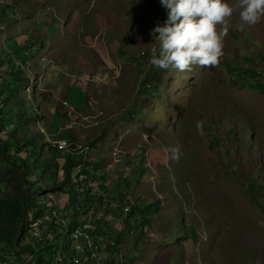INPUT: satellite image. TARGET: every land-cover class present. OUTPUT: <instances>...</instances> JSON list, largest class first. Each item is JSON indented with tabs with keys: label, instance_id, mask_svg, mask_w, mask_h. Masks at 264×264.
<instances>
[{
	"label": "rangeland",
	"instance_id": "rangeland-1",
	"mask_svg": "<svg viewBox=\"0 0 264 264\" xmlns=\"http://www.w3.org/2000/svg\"><path fill=\"white\" fill-rule=\"evenodd\" d=\"M0 12V55L32 75L31 129L96 161L105 180L90 185L117 205L102 226L121 237L113 264H264V19L234 14L219 63L180 72L149 63L160 0H0ZM27 36L37 47L16 42ZM43 194L63 218L70 195Z\"/></svg>",
	"mask_w": 264,
	"mask_h": 264
},
{
	"label": "trees",
	"instance_id": "trees-1",
	"mask_svg": "<svg viewBox=\"0 0 264 264\" xmlns=\"http://www.w3.org/2000/svg\"><path fill=\"white\" fill-rule=\"evenodd\" d=\"M3 18V12H0V22ZM16 42H21L28 50L39 44L28 36L18 38ZM10 55L6 52L0 55V257L17 260L30 254L32 261L28 264H64V261L56 260L59 244L65 242L68 245L69 235L95 204L102 203L106 207L105 198L100 196L97 201L90 185L93 180L105 179L100 178L96 161H85L83 154L76 156L58 149L40 133L33 132L31 126L36 125L41 116L28 108L20 94L22 88L31 84L32 75L20 64L14 65ZM44 96L45 93H39V97ZM3 98L10 105L8 117L4 119L2 111L7 104ZM8 123L18 124L19 129L6 131ZM48 133L51 132L48 130ZM19 134L23 141L18 139ZM20 153L26 156L20 157ZM78 167L83 168L84 183L74 182ZM90 168H95L94 176L89 172ZM40 174L41 178L36 182L31 179ZM47 190L52 194L67 192L70 195L69 211L63 214V220L55 217V207L47 208V197L43 194ZM106 192L102 193L107 196ZM141 207L138 214L145 217L148 209ZM132 215L135 216V212ZM33 221L39 222L40 236L33 232ZM120 239L119 236L116 243L120 244ZM63 253H68L66 245Z\"/></svg>",
	"mask_w": 264,
	"mask_h": 264
},
{
	"label": "clouds",
	"instance_id": "clouds-1",
	"mask_svg": "<svg viewBox=\"0 0 264 264\" xmlns=\"http://www.w3.org/2000/svg\"><path fill=\"white\" fill-rule=\"evenodd\" d=\"M160 4L167 19L152 29L158 49H152L149 60L160 70L184 72L194 65L216 66L224 54L223 42L234 14L238 13L241 27L255 26L264 19V0H237L235 7L229 0H160Z\"/></svg>",
	"mask_w": 264,
	"mask_h": 264
},
{
	"label": "built area",
	"instance_id": "built-area-1",
	"mask_svg": "<svg viewBox=\"0 0 264 264\" xmlns=\"http://www.w3.org/2000/svg\"><path fill=\"white\" fill-rule=\"evenodd\" d=\"M52 143L58 149H67L66 139L57 140ZM85 181L86 177L82 173L81 167H79L76 170L74 182L84 183ZM99 193V190H94V194L99 195ZM105 203L106 207L102 203L95 204L86 217L79 223L77 229L71 232L68 237V253L62 254L63 248L59 244L56 256L58 262L64 261V264H113L111 249L116 244V241L114 242L109 238L108 231L106 228H102V226L106 222L110 224L116 220V217L107 213L109 211L106 212V210L109 207L111 209L117 208V205L112 201H105ZM55 217L63 220L64 215L61 218V215L56 212ZM33 232L37 236L41 234L40 229L35 228ZM119 260L121 261L120 258Z\"/></svg>",
	"mask_w": 264,
	"mask_h": 264
}]
</instances>
